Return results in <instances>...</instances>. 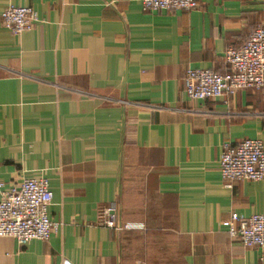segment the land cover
Here are the masks:
<instances>
[{
    "label": "crops",
    "instance_id": "obj_1",
    "mask_svg": "<svg viewBox=\"0 0 264 264\" xmlns=\"http://www.w3.org/2000/svg\"><path fill=\"white\" fill-rule=\"evenodd\" d=\"M0 0L30 6L32 29L0 18V182L46 177L47 240L0 237V264H264L222 221L264 213V178L220 176L226 144L264 145V87L191 100L189 68L227 70V48L264 28V0ZM119 224L105 226L107 208Z\"/></svg>",
    "mask_w": 264,
    "mask_h": 264
},
{
    "label": "built area",
    "instance_id": "obj_2",
    "mask_svg": "<svg viewBox=\"0 0 264 264\" xmlns=\"http://www.w3.org/2000/svg\"><path fill=\"white\" fill-rule=\"evenodd\" d=\"M144 10H188L196 8L197 0H140ZM0 18L15 35L32 29L39 17L30 6L9 5ZM227 70L189 68L184 73L185 91L191 100L222 98L224 103L245 88L264 87V28H255L237 47L227 48L224 54ZM219 171L225 186L234 180L260 181L264 178V145L259 138H245L226 144L220 154ZM52 193L46 177H27L17 186L0 182V237H12L19 245L30 240H47L58 233L62 224L51 220L48 207ZM105 226L117 231L142 229L143 225L116 221L115 207L107 208ZM230 237H239L245 247H257L264 253V213L240 217L231 213L222 221Z\"/></svg>",
    "mask_w": 264,
    "mask_h": 264
},
{
    "label": "trees",
    "instance_id": "obj_3",
    "mask_svg": "<svg viewBox=\"0 0 264 264\" xmlns=\"http://www.w3.org/2000/svg\"><path fill=\"white\" fill-rule=\"evenodd\" d=\"M252 31H253V30H252ZM252 31H251V32H252ZM251 32H250V33H251ZM250 33H249V34H250ZM247 37H248V36H247ZM246 39H247V38H246Z\"/></svg>",
    "mask_w": 264,
    "mask_h": 264
}]
</instances>
